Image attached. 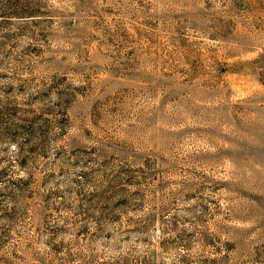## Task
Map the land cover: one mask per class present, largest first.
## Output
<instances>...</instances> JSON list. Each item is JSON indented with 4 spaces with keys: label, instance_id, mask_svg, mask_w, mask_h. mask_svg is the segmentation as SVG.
<instances>
[{
    "label": "rangeland",
    "instance_id": "1",
    "mask_svg": "<svg viewBox=\"0 0 264 264\" xmlns=\"http://www.w3.org/2000/svg\"><path fill=\"white\" fill-rule=\"evenodd\" d=\"M0 264H264V0H0Z\"/></svg>",
    "mask_w": 264,
    "mask_h": 264
}]
</instances>
